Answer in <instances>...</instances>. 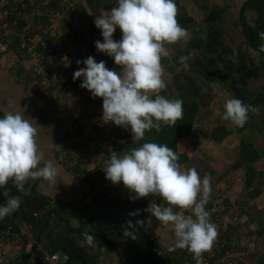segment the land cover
<instances>
[{
    "label": "crops",
    "instance_id": "1",
    "mask_svg": "<svg viewBox=\"0 0 264 264\" xmlns=\"http://www.w3.org/2000/svg\"><path fill=\"white\" fill-rule=\"evenodd\" d=\"M47 1L36 0V5ZM175 2L179 10L177 19L180 25L187 29L190 38L186 43L181 41L175 45H167L173 54L170 58H162L164 72L172 75L173 71L181 72L191 68L198 76H203L210 85L215 84L219 89L224 90L223 105L220 108L221 116L224 112V103L229 98H239L246 104L259 108L258 114L249 113L242 131L238 130V127H235L230 121L224 120L220 123L215 121L216 118L212 117L211 112L200 111L198 125H196L200 142L194 153L201 149L205 154L202 157L206 156L207 159H211L214 153L211 154L209 146L218 147L219 155L224 159L223 162H208L209 165L206 162L209 166L206 174L213 171L214 176L217 174L215 180H220V183H216L217 186L224 184L221 180H228L224 176L226 174L232 175V178L234 177L236 180H244V164L241 159L236 157L237 160L234 163H227V160L233 158L234 152H236L235 154L239 153L238 148H241V141L245 140L249 150L253 151L255 155L258 154V159L253 163L254 168L258 172H264V153H258L254 144L255 140L264 144L262 143V141L264 142V56L251 49L241 33L238 14L235 13L244 0H175ZM237 3L240 5L238 6ZM84 5L87 7L86 3ZM35 9L38 10V6L33 8V10ZM101 10L102 7H100V13ZM245 15L249 24L260 31L264 41V0H255L251 6L246 8ZM93 17L95 18V15ZM70 20L72 22V19ZM33 23L37 24L34 21ZM39 27L42 28L40 29L43 30L42 32H45L46 27L41 25ZM95 28L94 22L89 23L85 20L76 31V35L80 37H76L78 43H72L74 45L71 47L83 50L84 41L89 39V35L93 40H97L99 35L95 33ZM90 30L93 33L89 32ZM62 36L64 37L66 34ZM196 36L204 39L203 51L206 59L201 54L200 50L202 49L191 50L188 47L190 41L194 40ZM55 39H62V37L58 35ZM68 44L60 42L58 51L55 49L50 51V55L53 56L50 61L54 63L50 68L54 74L57 70L66 71L64 66H59L60 62H55L56 56L61 55L64 63H71ZM2 47L5 48L0 49V65L2 62L4 63L2 66L7 63L6 68L7 71L9 70L10 76L8 75L7 79L0 81L8 84V87L5 88L0 83V112L3 115L8 112L20 113L24 119L29 120L37 128L36 142L39 150L43 152L44 160L51 161L58 169V176L56 185L43 179L29 180L26 185L28 196L18 193L9 182L10 195L21 197V207L18 212L0 220V229L10 227L13 231L21 223L29 224L37 243L44 249L60 254L64 258L65 264H175V260L179 258L182 250L177 249L171 252L168 250L169 246L173 244L172 237L169 238L167 229L161 228L157 220L150 213L144 211V206L138 208L141 210L139 215L129 216L130 212L135 211L129 209L135 206V200L128 203L124 209H115L101 207L92 200L84 199L89 192L98 191L97 188L101 182L98 164L101 161L94 159L90 164L93 165L91 167L84 163L87 160L81 156L75 158L74 154L77 155L79 146L84 149V152L91 153L90 156L96 155L95 158L102 154L96 152L94 144L86 145L85 143L90 139V141L98 142L93 137L97 128L94 130L91 124L86 126L88 121L87 124L77 126L80 119L71 107L76 104L74 105V102L71 101L62 102V98L58 96L44 95L45 91L42 89L46 87L45 84L41 86L38 82L37 85L34 83L35 81L28 80V78H34L36 72L27 58L20 59L13 50H7L6 46ZM44 49L46 50V48ZM75 53L73 52L74 58ZM98 53L94 55L96 62L103 60L105 64L111 65L112 63L114 68V62L111 59L108 62L109 56L104 57L103 54L101 57ZM85 55L80 52V55L76 56L79 59ZM184 55H190L191 58L183 64H175V60H179V57ZM98 57L100 59L97 60ZM207 60L218 66L219 72L215 81L211 69L206 66ZM84 66L82 61L81 66H75L71 72L74 73V70ZM107 68L113 70L110 66ZM114 70H120L119 66ZM7 71L5 70V72ZM48 83L50 85L49 81ZM9 100L12 101L11 104L8 103ZM88 128L91 129L88 139H81L80 135L85 134L84 130H88ZM215 128H224L230 133L222 138L213 139L212 133ZM248 137L250 139H247ZM70 139L72 142L69 143ZM232 139L239 140V145H234L231 142ZM213 152L217 151L213 150ZM229 154H231L230 158ZM204 161L206 160L204 159ZM41 166H43V162ZM258 179L264 180V176ZM212 188L213 192L205 206V210L208 212L214 208V201L221 200L225 196L235 197L233 193L222 194L219 190L215 191L214 188H217L215 185ZM122 191H119L122 199L126 195H134L130 191ZM259 196H264V192ZM232 198L230 199L232 200ZM2 203H4V198L0 196V204ZM216 211L224 213L226 210L220 207ZM128 220H131L134 225L137 220L144 221L143 225L129 229V231H134L136 239L123 234L122 225L126 226L125 222ZM85 232L95 237L94 245H85L81 248L80 242ZM17 243L11 242L6 243L3 247L0 246V264H4V260L18 255L16 252Z\"/></svg>",
    "mask_w": 264,
    "mask_h": 264
},
{
    "label": "clouds",
    "instance_id": "2",
    "mask_svg": "<svg viewBox=\"0 0 264 264\" xmlns=\"http://www.w3.org/2000/svg\"><path fill=\"white\" fill-rule=\"evenodd\" d=\"M178 11L175 0H117L116 7L95 16L94 25L100 29L103 42L96 40L94 44L98 52L113 58L120 70H110L105 61L96 62L88 56L83 60L85 66L73 73L74 81L83 78L81 88L89 90L93 98H102V120L129 129L133 141H142L152 129L159 132L162 126L174 127L183 119V101L169 100L160 94L167 87L161 60L173 54L167 45L186 43L190 38L177 19ZM117 27L121 31L118 41L113 39ZM190 58L180 56L179 62ZM250 112L258 114L259 108L239 98H229L224 103L222 119L243 127ZM37 134V128L20 113L8 112L0 118V196L4 198L0 220L21 207V197L10 195L9 182L24 196L29 195V180L57 184L58 169L44 160ZM178 160V154L166 144L145 142L123 155L113 151L104 172L106 179L113 184L122 182L134 194L131 200L159 197L167 206L152 202L144 211L173 231L174 243L168 250H187L196 264H202L203 254L211 251L218 235L216 224L205 210L212 191L211 176L205 174L201 178L194 167L182 170ZM174 207L179 211H174ZM140 211L130 212L129 216H137ZM125 223L123 234L136 239L129 229L144 221ZM94 240L92 235L83 233L81 248L93 246Z\"/></svg>",
    "mask_w": 264,
    "mask_h": 264
},
{
    "label": "trees",
    "instance_id": "3",
    "mask_svg": "<svg viewBox=\"0 0 264 264\" xmlns=\"http://www.w3.org/2000/svg\"><path fill=\"white\" fill-rule=\"evenodd\" d=\"M73 0H48L47 2L36 5L37 2L36 0H10L6 5H4V8L8 10V14L5 17V21H8L10 26H16L17 29L21 30L23 29L24 32L27 33L28 36H32L34 38H38L41 33H43L40 29L37 31L30 32L29 28L27 27V20L24 17L25 13L28 10H33L35 6H38L40 9L41 13L38 15L33 16V21L36 23L38 22L39 19H41V22H45L43 25L42 23H38L37 25H41L43 27L49 28L50 23H49V16L47 13H43L42 11L46 10V12L51 11L53 12H65V24L63 27L62 32L64 35L68 38H70L71 35H73L75 38L78 37L76 35V32L70 33V31H73V27L71 24V18L72 14H75V11L77 9H80L83 11L82 15H87V11L85 12V3L92 9L94 14L100 15V7H102V10L104 8L107 10V8L116 7L117 4L115 5L109 0L108 2H105V0H77L73 5H70ZM255 0H244V2L240 5L239 10H238V23L240 24L241 27V33L248 43V46L260 53V55L264 56V50H261L262 47H264V41L262 38V35L260 31L254 27L253 25L249 24V22L246 19L245 15V10L247 7L251 6L254 3ZM50 13V14H51ZM49 23V24H48ZM42 29V28H41ZM94 30V29H93ZM90 30L89 32H91ZM1 22H0V42L6 43V49H12L17 55L19 56L20 59L27 58V54H20V51H24V49L21 48V40L19 39L18 36H15L11 33L2 35L1 34ZM93 33V32H91ZM45 36V41H46V46H49L52 43V40H55V36H50V32L47 31L46 33H43ZM80 38V37H78ZM71 39V38H70ZM84 41V40H83ZM94 41L91 35H89V39H86L84 42V49L87 48H92L94 47ZM93 43V44H92ZM92 44V45H91ZM38 50L43 51L45 58L43 59V63L45 64V72L46 75L50 74L52 65H54L53 62L50 64H47V57L50 54V49L45 50L43 47L39 44ZM63 47V45H62ZM189 49L191 50H198L202 49L201 54L203 58H207L205 55V52L203 51L204 49V39L202 37L196 36L194 37V40H191L190 43L188 44ZM47 49V48H46ZM59 49H56L58 51ZM76 55H80V52H76ZM100 59V57H98ZM175 64H183L180 63L179 60H175ZM206 66L211 69L213 73V80L215 81L216 76L218 75L219 69L218 66H216L213 63H210L207 60ZM190 76H187L185 74H189ZM54 74V73H53ZM173 75V83L171 86H168L167 92H168V99L169 100H175V99H181L183 101V119L177 121V124L174 127H169V126H162L161 130L157 132L155 129H152L151 131H147L145 133V137L142 141L136 142L132 140V135L129 129H126L124 127L119 126L116 130V136L118 138H125L126 141L125 143H115L114 144V149L118 155H123L125 152H129L132 148L140 146L142 143L145 142H154L157 144H166L169 148H171L174 152H176L179 156L178 163L180 165L182 164H187L191 159H190V153L194 152L198 147H199V142H200V135L196 131V122L198 121V116L201 111V109H204L208 107L210 98L212 97L211 89L208 86V89L204 91V88H201L199 86V83L197 82H191L190 78L192 77H198L200 81H204L203 76H198L196 72H193L191 68H189L186 71H181V72H172ZM54 76V75H53ZM41 75H37L36 78L39 80L41 79ZM48 78V75H47ZM35 79V78H33ZM48 81H50V84H53L54 86L56 83L55 80L48 78ZM206 83V80L204 81ZM52 88V87H50ZM87 116V113H85ZM1 118L4 117V115L0 112ZM90 118V123L91 126L94 128L96 127V124H94L91 119L92 116H88ZM98 130V127H96ZM121 129V130H120ZM223 130V132H222ZM238 130L242 131V127H238ZM222 133V134H221ZM230 131L226 129H221V128H215L212 133V138L217 139V138H222L229 134ZM219 134V135H217ZM90 139V138H89ZM91 140V139H90ZM86 140L85 143L87 144H94L96 147V152L102 153L103 160L98 164V167L106 164V161L108 158L105 153V145L100 143V142H93L92 141ZM81 143V142H79ZM241 148L242 150H245L247 152L246 156L242 155L240 152V159L241 162L244 164V180H243V188L246 192V195H248V198H251L252 201L257 198L261 193L264 192V180H259L258 178H262L264 176V172H258L253 166V163L258 159L257 155L253 154V151H250L249 148L246 146V143L244 140L241 141ZM103 151V152H102ZM101 169V167H100ZM199 173V172H198ZM201 174V175H200ZM200 177H203L205 173L203 174L201 171L199 173ZM209 175H213V171L209 172ZM101 180V179H100ZM101 185L97 189H100ZM95 189V188H94ZM130 195L124 196V198H121V195L119 192H114L112 198L108 199H98L96 197H91V200L96 203L97 205L101 207H108V208H115V209H124L128 203H131L132 200L130 199ZM150 199L152 201H155L157 198L156 196L149 195ZM225 198H223L221 201H224ZM226 200V199H225ZM249 202L247 200H244L242 203V208L244 209H249ZM135 203L132 208H129L130 210H136L138 208H141L143 206V203L140 201V199L135 200ZM165 203L163 204V206ZM229 205H226L224 207L225 210H228ZM175 211V210H174ZM210 213V219L211 222L215 223L216 226L221 227L223 225V220H222V214L220 212L215 213L209 210ZM220 213V214H219ZM247 222L246 227L249 224L255 223V230H249L246 229L241 230L238 229L236 223H230L227 224V227H221L218 231V235L216 240L214 241L215 247L213 244V253L212 256H208L207 259L211 262L217 261L219 258L222 256H225L226 252H229V256L226 257V262H220L219 264H245V256L246 254L244 252H249L248 249L252 247H255V250L250 253L251 259H253L254 263L253 264H264V249H257V245H260L264 241V211H259L256 210L255 212L251 213V211H248L247 213ZM233 243V244H232ZM182 250V249H181ZM244 252H243V251ZM241 251V252H240ZM182 252V253H181ZM180 252L179 258L175 260V264H182L185 263V261H188L189 264H193L196 262V260L193 258V255L189 253L187 250H182ZM239 252L241 255H235L234 253ZM31 254H26L23 256V261L18 264H38L39 261V256H37V261L30 262L29 261V256ZM35 255V253H33ZM208 252H205L203 256H207ZM229 262V263H228ZM234 262V263H233Z\"/></svg>",
    "mask_w": 264,
    "mask_h": 264
},
{
    "label": "rangeland",
    "instance_id": "4",
    "mask_svg": "<svg viewBox=\"0 0 264 264\" xmlns=\"http://www.w3.org/2000/svg\"><path fill=\"white\" fill-rule=\"evenodd\" d=\"M76 1L77 0H73L70 5H73ZM105 2H108V1L105 0ZM109 2L113 3L114 5H115V3L117 4V0H109ZM239 5H240V3L238 4V6ZM86 6L87 7H85V9H84L85 12L86 11L88 12L86 16H83L82 15L83 14V11L80 10V9H77L75 11V14L74 15L72 14V17L73 18H71V19H72V24H73L72 25V27H73L72 30L73 31H70V33H72V32L75 33L79 29V27L81 26V24L85 20L87 22H89V23H93L94 22V19L95 18L93 16L96 15V14H94V12L92 11V9L88 5H86ZM36 10L37 9H35V10H28L25 13V15H24L25 18H26V20H27V22H28V28H29L30 32L37 31L38 29H41L39 27L40 24L38 26H36L38 23H42L43 25L45 24L44 21L41 22V19L38 20L37 24H34L33 23V16H34L33 14L37 15V13H40V10L39 9L37 11ZM46 11H47V9L44 10V11H42V14L43 13H47L48 14V16H49V18H48L49 20L48 21H49V23H50L51 26L48 29L45 28V32H47V31L50 32L49 37L50 36H53V35L54 36L56 35L55 37H57L58 35L62 37V39H55L56 41L52 40V43L49 46H47V49L46 50H49L50 49L51 52H52L54 49L55 50L58 49L60 42L69 43L68 46L74 45L72 43H76L77 44L78 43L77 42V38H75L73 35L70 36L71 39L70 38L67 39L66 36H64V37L62 36L64 34L62 32V30H63L64 24H65V20H66L65 19V17H66L65 16V12L63 11V12H58V13L57 12L51 13V11H49V10H48V12H46ZM104 11H108V9L106 10L104 8V10H101V13H103ZM236 12L237 13H235V14H238V11H236ZM76 18H78V19L77 20H74ZM95 29H96L95 33H98V35H99V37H98L97 40H100L101 42H103V37L101 35L100 29H98V28H95ZM45 32H43V33H45ZM120 38H121V31L117 27L116 31L113 34V39L118 41ZM10 50H12V49H10ZM75 52H82V51L81 50H77ZM15 54L17 56V53H15ZM98 54H99V56L103 57V54L104 53H101V55H100V52H99ZM106 56L107 55L104 54V57H106ZM62 57L63 56H61V55L59 57L56 56L55 62H60L59 63V66H61V67L64 66V68H65L66 71L61 72V71L57 70L55 72V74H53L54 71H52V73L50 74L51 76H49V74H47L49 80L50 79H53L55 81L57 80L56 83H55V87L52 86L53 84H50L49 85L48 80L47 79H43V76L41 77L40 82H39V80L36 78V76L38 75L37 73H35V76H34L35 79H33L31 77V79L28 78V80L29 81H31V80L32 81H35L34 83H36V84L38 82L39 84H41V86H43V84H45L46 87L45 88L43 87L44 89H42V91H45L44 92L45 93L44 95H46V96H49V97L58 96V97H61L62 98V102H67V101L74 102V105L75 104L76 105L75 106H71L73 108L72 111L76 114V116H79V119H80V121L77 122V124H78L77 126H80L81 124H84L87 121H88L87 122L88 124L86 123L87 124L86 126H88L89 123H90V118H88V116L89 115L92 116L91 121L94 124H96V127H99V129L97 130V132L93 136V137H95L98 140V142H100L102 144L106 143L107 145H110V144L113 145V142H115V143H125L126 141H128V139L126 140L125 138H118L116 136V133L115 132H116V130H117V128L119 126H116L112 122L105 123L102 120V115H103L102 98H100V97L93 98L91 96V93H90L89 90L84 89V88L79 89V84L82 83V79H83L82 77L81 78H77L75 81L73 80V72H71V71H72V69L75 68V66H77V67H80V66H78L77 63H76V65L73 64V63H64ZM51 58L53 59V56L49 54L48 57H47V63H50L51 62L50 61ZM75 58L77 59V56L76 55H75ZM110 59L113 61V58L110 57L108 59V62L110 61ZM97 60H98V58H97ZM3 64L4 63L2 62V65ZM6 64L4 66L0 65V69H1L0 70V81L7 79V76L8 75L10 76L9 70L7 71V68H6ZM107 66H110V68H112V69L117 68V65H115L114 68H113L112 67L113 66L112 63H111V65H108V63H107L106 64V67ZM5 70L7 72H5ZM117 71H119V70H117ZM74 72H75V70H74ZM185 75L190 76V73L189 74H185ZM163 79L165 80V83L167 84V87L160 94L161 95H164L167 98L168 97L167 89H168L169 84L171 86V84L173 83V75H170L169 73L164 72ZM190 81L193 82V83L194 82L199 83V86L201 88H204V91L206 89H208V86L210 87L211 93H212V97L210 98L208 107H206L204 109H201V112H204V113H206L207 111L211 112L213 114L212 117L216 118L215 121H217V122L219 121L220 123H222L224 121V119H222V116L220 115V114H222V112H220V108H222V105H223V103H222L223 102V99L222 98H224V97H223L222 94H223V91L224 90L219 89L218 86L215 85V84H211L210 85L209 82L204 83V81H200V79L198 77L197 78L196 77H192V79ZM0 83H1L2 87L3 86H5V88L8 87V84L6 85L3 82H0ZM50 87H52V88H50ZM81 90H82V92L85 93V95H84V93L82 94ZM75 96L77 97L76 100H75ZM90 96H91V98H90L91 100L88 99ZM217 100H220V101H217ZM68 107H69V105H68ZM85 113H87V116H86ZM196 125H198V122H196ZM95 128H94V130H95ZM90 130H91L90 128H88V130H84V133L85 134L80 135V138L81 139H83V138L84 139H88L87 137H88V135L90 133ZM203 132H205V131H203ZM247 139H250V137H248ZM260 139L262 140V138H260ZM70 142H72V139H70L69 143ZM231 142L234 145H236V144L239 145V140L236 141V140L232 139ZM244 142H245V140H244ZM250 142H252V141L250 140ZM258 142H259V145H257ZM260 142L261 141L255 140L254 144L256 145L255 150L258 153L262 154V153H264V144H260ZM262 143H264V142L262 141ZM67 146H69V145H67ZM222 146H224V145H222ZM209 147H210V149L208 147H207V149H209V150L212 151L211 154L212 153L215 154V155L212 154L211 159H207L208 157H206V156L205 157H202L205 154H204L203 151H201V149L198 152H196V153L192 152L189 155L191 160L187 164H182L181 165L182 170L187 169V168H193L194 167V168H196V170L199 173L201 171L203 174L204 173L206 174L208 172V170H209V166H208L209 163L208 162L218 161L219 163H222L223 162L222 160H224V159H222L220 157L219 152H218L219 151L218 147L217 146H214L213 147V145L212 146H209ZM213 150L214 151H217V152H213ZM77 151H78L77 152V155L74 154V157L75 158H77V156L83 157V159L87 160L84 163L86 165L91 166V167L93 165H90V164H92V162L94 161V159L97 160V161H99V160L102 161L103 160V157H104L102 154L101 155L99 154V157H96V158H95L96 155L95 156H93V155L90 156L91 153L84 152V149L81 148L80 146L77 147ZM238 151H239V153H238L239 155H240V152L242 153V155H245V156L247 154V152L245 150H242V148H238ZM235 153L236 152H234V154H232L233 158H231V160L230 159L227 160V163H234L237 160L236 157L238 158L239 156H238V154H235ZM230 155L231 154L228 155L229 158H230ZM203 158L206 161H204ZM206 162H207L208 165L206 164ZM99 176H100V174H99ZM216 176H217V174H216ZM216 176H214V174L211 176V186L213 187L215 185V187H217V188H214V190L215 191H218L219 190L222 194L223 193H225V194H228V193L229 194L230 193L232 194L233 193V196H235L234 198L230 197V198H232V200H231L228 196H225L224 195L225 196L224 198L226 200L224 199V201H220V199H219V200L214 201V204H213L214 205L213 206L214 209H218L220 207L223 209L226 205H229L227 207L228 210H226L224 213L220 212L223 215L222 216L223 217L222 218L223 225L221 227L226 228L227 227V224L236 223L237 226H238L237 227L238 229L243 230V228H244V230H245V228H246V229H249V230H255V228H256L255 227V223L249 224L246 227L244 226V224L246 225V222H247V219H248L246 213L248 211H251V213H253L256 210H259L261 212L264 211V196H261V197L259 196L258 198H255L252 201V199L251 198H248L247 197L248 195H246V192H245V190L243 188V180H236L234 177L232 178V175H227L226 174L224 176H226V179H228V180H221V182H223L224 184L221 183L222 185L219 184L217 186L216 183H220V180H215ZM201 178H203V177H201ZM229 179H235V180H229ZM122 190H124V189H121V188L119 189L120 192H123ZM211 192H213V188H212V191ZM84 199L86 201H91V198H89V193H88L87 196H85ZM244 200L250 201L249 202V206L250 207H249L248 210L242 208V206H243L242 203H243ZM158 204H160L161 206H163L164 202L162 203V201H160V202H158ZM164 206H167V205L165 204ZM143 209H146V207H143ZM173 210L179 211L175 207H174ZM214 212L215 213H218L219 211H214ZM157 222L159 223L158 225L161 226V228H163V229L166 228L167 229V230L166 229L165 230L169 234V238L172 237L171 240L174 243V239L175 238H174L173 231L170 228L165 227L164 225H162L159 221H157ZM221 227L217 226V230L219 231V229H221ZM252 246L253 245H251V248L248 249L249 252H244L242 250L246 254L245 261H244L245 264H253L254 263L253 259H251V257H250L251 256L250 253L255 250V247L253 248ZM256 248L257 249L260 248V250L261 249H264V241H263L262 244L257 245ZM212 249H213V247H212ZM212 249H211V251L208 252V255L209 256H212V253H213ZM223 258H224V259H222L223 262H226V257H223ZM214 262H216V261H214ZM214 262H212V264Z\"/></svg>",
    "mask_w": 264,
    "mask_h": 264
},
{
    "label": "built area",
    "instance_id": "5",
    "mask_svg": "<svg viewBox=\"0 0 264 264\" xmlns=\"http://www.w3.org/2000/svg\"><path fill=\"white\" fill-rule=\"evenodd\" d=\"M8 2H10V0H0V22H1V34L2 35H6V34H13L15 36H18L19 39L21 40V48L24 49V51H20V54H27V60L31 63V65L33 66V68L35 69V72L38 75L43 76V79H47V75L45 72V64L43 63V59L45 58L43 51L38 50V45L40 44L43 49L47 48L46 46V41H45V36L44 34H41L38 38H34L32 36H28L26 32H24L23 29L19 30L17 29V27L14 25L10 26L8 21H5V17L8 14V10L4 8V5H6ZM108 11H110V8H107ZM98 34V33H97ZM68 44V43H67ZM2 46H6V43H2L0 42V49L1 48H5ZM68 52L70 50V56L69 59L71 60V63L76 65V61L80 60L81 62L86 59L88 56H92L94 57V55L96 53H98V51L94 47H90L87 49H75L70 46H68ZM77 50H81V53H85L86 55L82 58L79 59H75L73 52L75 53V51ZM78 65V64H77ZM81 66V63L78 65ZM43 81V80H42ZM79 89H82L80 87L79 84ZM82 92V90H81ZM84 92H82L83 94ZM85 95V93H84ZM91 96L88 98L89 100ZM99 129V127H98ZM105 145V153L107 156L106 158L109 159L110 154L115 151L114 149V144H110L107 145L106 143H104ZM116 152V151H115ZM106 167V164L101 166L100 169V189H98V191L96 192H89V198L91 197H96L98 199H108V198H112L113 193L114 192H118L119 189H124L129 191L128 189H126L122 182L121 183H117V184H113L110 180L106 179V175L104 172V169ZM118 190V191H117ZM140 201L143 203L144 207H148L149 204H151L152 202H155L158 204V202L162 201L160 200V198H157L155 201H152L150 199V197H145V198H140ZM221 201V200H220ZM163 203V201H162ZM212 212L216 211V209L212 208L211 209ZM149 213V212H148ZM185 215H189L191 214L190 212H185ZM13 242L14 244L17 243L18 248L16 250V252L18 253V255L16 257H11L7 260H4L3 263L4 264H18L21 263L23 261V256L26 254H31L29 256V261L30 262H36L37 261V256H39V261L38 264H65L64 258L58 254L57 252L48 250V249H44L43 247H41L36 239H35V235L31 229V227L29 226V224H24L21 223L17 226L16 230H13L8 227L7 229H0V246H4L6 243H11ZM233 244V243H232ZM214 247H215V243H214ZM33 253H35V255H33ZM239 254V252H237ZM236 252L234 253L235 255H238ZM230 254L229 252L225 253V256H222L221 258H219L216 262H214L213 264H219L220 262L223 263L224 259L223 257H228ZM240 255V254H239ZM1 256V254H0ZM209 256V255H207ZM207 256H203V262L202 264H212V262L207 259ZM229 263V262H228ZM182 264H189L188 261H185V263ZM193 264H196V262H194Z\"/></svg>",
    "mask_w": 264,
    "mask_h": 264
}]
</instances>
